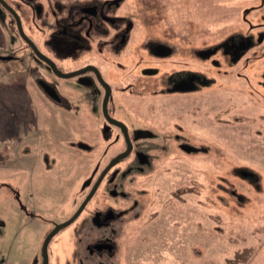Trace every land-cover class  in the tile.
Returning <instances> with one entry per match:
<instances>
[{"label": "rangeland", "instance_id": "374dc122", "mask_svg": "<svg viewBox=\"0 0 264 264\" xmlns=\"http://www.w3.org/2000/svg\"><path fill=\"white\" fill-rule=\"evenodd\" d=\"M94 1L105 2H25L37 5L32 10L6 0L21 6L26 33L41 51L64 65V57L86 58L87 48L96 43L95 30L86 23L89 15L77 8L86 2L96 7ZM258 1L111 0L109 6L118 7L116 15L126 20L119 61L128 75L137 69L136 53L140 68L148 65L146 42L169 43L176 49L173 58L181 60L182 53L191 55V47L213 44L217 36L246 35L250 23L243 21L242 9ZM259 17L255 12L247 19L257 24ZM10 23L0 7V54L18 57L0 59V264H41L46 235L74 215L97 171L120 147L116 131L99 134L89 114V108L100 112L98 85L80 86V116L75 117L63 115L27 81L29 73L53 78ZM247 66L243 71L223 61L207 66L213 75L221 70V79L196 94L126 95L125 110L119 108L116 116L144 127L147 138L163 137L162 145L137 138L135 146L145 142L142 155L148 161L138 162L132 153L113 169L131 172L124 188H114L125 194L109 199L102 183L76 219L51 238L48 264H264V91L257 102L248 94L257 89L264 68L256 62ZM249 81L253 87L247 88ZM98 127L104 126L98 122ZM185 141L198 149L183 151L179 144ZM70 144L83 146L70 149ZM105 208L117 218L99 226L93 215ZM96 241L110 243L112 251L88 253L87 246Z\"/></svg>", "mask_w": 264, "mask_h": 264}, {"label": "flooded vegetation", "instance_id": "af4514ba", "mask_svg": "<svg viewBox=\"0 0 264 264\" xmlns=\"http://www.w3.org/2000/svg\"><path fill=\"white\" fill-rule=\"evenodd\" d=\"M18 1L24 5V7H32V10L37 7L36 4L25 5V2H28L29 0ZM110 1L111 0H105L104 3H96L94 1L96 3V7L92 5L93 2L82 3L80 5L81 7H77L79 9L82 8V11L89 15L90 18L87 19L86 23L90 28L95 30L96 43L92 42V46L87 48L86 56H84L86 58L77 62L74 55L64 57L62 60H67V63L64 65L63 62L56 63L51 57L43 53L37 42L26 33L24 21L18 11L21 6L17 3L12 4L13 6H11L6 2V0H3V2H5L18 16L20 27L24 36L34 44L35 48L41 54L46 56L53 63L58 71L57 74L47 63L38 57L31 45L24 39V36L19 33L14 15H12V13L0 3V7H3L9 15L10 22L12 23L11 27H14L15 33L22 41L24 48L29 51L33 57L44 64L53 78L52 81L50 78H46L40 73H38L37 76H33L29 73V75L27 74L25 76L27 81L30 84H33V86L38 87L47 99L55 104L57 108L62 110L61 112L63 115L69 113L75 117H78V115L80 116V107H78L77 104L78 102H81L79 101V98H81L82 95V90L79 89L80 86L88 89L93 88V85L96 84L100 88V92L98 89L94 91V95L98 94V92L102 95L100 112L93 113L89 108V114L95 127L97 128V131L99 130V134L110 129L116 131L115 138L119 141L120 150H118L119 153L109 157L105 162L106 164L102 168L98 166L99 163L96 164V167L98 166L100 170L97 171L92 184L88 187L87 195L90 193L93 185L99 178L100 181L89 200L95 196V193L98 188L102 186V183H105V187L108 191L105 196L109 199H113V196L119 197L118 195L122 196L125 194H117L114 188H116V185L124 188L123 182L125 180V176L131 172L129 169L126 171L121 169L120 171H113V169H115V166L118 163H122L128 159L132 153H134L135 159H137L138 162L141 161L140 158H143L145 163L148 161V157L142 155L143 151L147 150V147L143 148L145 142L143 143V146L140 144L142 147L135 146L137 138L143 136L144 134V127L130 126L115 114L119 108L121 109V112L125 110L124 98L126 95H131L132 98L135 99L144 93H147L149 97H164L163 95H166L165 97L172 95L183 96L191 93L196 94L197 92L203 90L206 86H209V84H211L216 77L221 79V70H219V72L217 71L215 75H213L208 72L207 66L211 65L212 67H218V65L222 64V61L232 69L234 67L240 68L236 71H243L244 68L248 67V64L254 62H256V65L258 66L262 65L264 68V0H259L253 7H244L242 9L243 21L250 23L247 27L246 35H226L224 38L217 36V40L213 44L202 43V45L197 49L191 47V55L182 53L181 60L173 58L177 54L176 49L169 43L146 42V62L148 65L140 68V58H137L138 56L140 57V55L136 53L135 57L137 59V69L134 73H129L128 75L121 59L119 61L122 50L126 46V20L124 14H122V16L116 15V9L118 7H110ZM255 12L260 13L259 18L262 20L257 24H252L249 22L247 17L251 13ZM183 45L190 46L188 42L183 43ZM120 50L121 52H119ZM122 54H124V52ZM17 58L18 57L15 58V56L11 55L2 56V54H0V59L16 61ZM69 60L75 62V64L70 66V63L68 62ZM191 61L194 63L191 64ZM178 63H180V65ZM219 67L221 68V66ZM68 73L76 74L70 77L61 76V74ZM236 76L238 78L244 77L243 72H237ZM54 78L59 81L56 83ZM245 78H247V76H245ZM142 79L144 80L143 82ZM250 82L252 81L246 83L247 88L253 87V84H250ZM257 83V89H261L257 90L254 88L255 92H253L254 90L252 91L250 88V93H248L255 101L262 98V96L258 93L259 91H264V70L261 75H258ZM43 86L49 90L50 94L43 88ZM50 88H52L54 92H52ZM107 88L109 89V95L106 100V113H104L102 106ZM68 97H70L72 101H68ZM90 98L92 100V94L90 95ZM68 102L75 105L76 108H74V110L68 108L67 105H70ZM98 122L102 125V127L104 126L103 129L98 127ZM140 128L141 130L138 131ZM132 129H135L136 131H132ZM158 136V134L153 133L149 135L150 138H147L146 136L143 137L147 140L151 139L153 146L160 147L162 145L160 142L163 137L160 136L159 138ZM151 143L148 141L146 142V144L149 145V148L152 146ZM179 145L180 148L186 152L194 151L197 148L195 145L190 144L189 141H185ZM81 146L83 145L80 144V146H77L70 144V149ZM87 149L93 151V147H88ZM127 150L128 154L126 156L122 157L121 160H117L115 163L113 162V164L109 166L117 156ZM88 181H90V179ZM97 215L98 216L93 215V222L99 226L104 225L111 220H116L117 218V214L114 213V210L107 208H105L102 212L100 211L97 213ZM86 250L90 254L97 255L105 252H111L112 245L107 242L96 241L93 245H88Z\"/></svg>", "mask_w": 264, "mask_h": 264}, {"label": "water", "instance_id": "95a60500", "mask_svg": "<svg viewBox=\"0 0 264 264\" xmlns=\"http://www.w3.org/2000/svg\"><path fill=\"white\" fill-rule=\"evenodd\" d=\"M0 3L8 10V11H10L11 13H12V15H14V17H15V19H16V22H17V26H18V30H19V33L21 34V35H23L24 36V34H23V32H22V30H21V27H20V22H19V18H18V16L16 15V13L5 3V2H3V0H0ZM24 39L31 45V47L34 49V51L36 52V54L38 55V57H40L45 63H47L50 67H51V69L57 74L58 73V71L56 70V68H55V66L53 65V63L46 57V56H44L43 54H41L36 48H35V46H34V44L31 42V41H29L25 36H24ZM83 71V70H82ZM82 71H78V72H82ZM74 74H76V73H73V74H61V76H63V77H70V76H72V75H74ZM43 88L47 91V92H49V90L47 89V88H45L44 86H43ZM50 90L52 91V92H54V90L52 89V88H50ZM109 89L107 88V91H106V94H105V97H104V99H103V106H102V108H103V112L104 113H106V100H107V97H108V95H109V91H108ZM49 94H50V92H49ZM128 154V150L126 151V152H124V153H122V154H120L119 156H117L115 159H114V161H112V163L109 165V166H111L112 164H113V162L115 163L118 159H120V158H122V157H124V156H126ZM99 181H100V178L97 180V182L93 185V187H92V190L90 191V193L86 196V198L83 200V202L81 203V205L79 206V208L77 209V211L74 213V215L70 218V219H68V220H66V221H64V222H62V223H59V224H57V225H55L54 227H53V229L46 235V237L44 238V241H43V243H42V260H43V263L42 264H48V255H47V246H48V244H49V242H50V240H51V238L53 237V235L55 234V233H57L61 228H63V227H65V226H67V225H69V224H71L75 219H76V217L80 214V212L82 211V209H83V207L85 206V204L88 202V200L91 198V196H92V194L94 193V191H95V189H96V187L98 186V184H99Z\"/></svg>", "mask_w": 264, "mask_h": 264}, {"label": "bare ground", "instance_id": "6f19581e", "mask_svg": "<svg viewBox=\"0 0 264 264\" xmlns=\"http://www.w3.org/2000/svg\"><path fill=\"white\" fill-rule=\"evenodd\" d=\"M122 158L118 159V160H121Z\"/></svg>", "mask_w": 264, "mask_h": 264}]
</instances>
